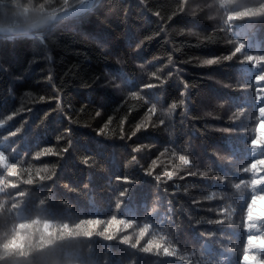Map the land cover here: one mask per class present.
Segmentation results:
<instances>
[{
    "label": "trees",
    "instance_id": "obj_1",
    "mask_svg": "<svg viewBox=\"0 0 264 264\" xmlns=\"http://www.w3.org/2000/svg\"><path fill=\"white\" fill-rule=\"evenodd\" d=\"M83 1L0 0V27ZM247 55H264V0H96L32 34L0 36V264L264 260L254 249L245 261L253 193L242 169L264 104L253 81L264 65L242 63ZM113 217L131 227L106 232ZM146 225L139 247L120 243ZM161 236L174 254L141 250Z\"/></svg>",
    "mask_w": 264,
    "mask_h": 264
},
{
    "label": "snow or ice",
    "instance_id": "obj_2",
    "mask_svg": "<svg viewBox=\"0 0 264 264\" xmlns=\"http://www.w3.org/2000/svg\"><path fill=\"white\" fill-rule=\"evenodd\" d=\"M245 48V44L243 43H239L234 50L231 52L230 55H228L225 59L226 60H232L233 57L237 56L238 54H241L242 50ZM216 61L214 59H209L207 61L208 64H213ZM242 63H246V64H250L252 66L253 69L259 68L261 65H264V55H247L244 56V59L242 61ZM254 83L257 85L255 91H256V95H255V100L258 104H261L262 101H264V70L261 71V74H257L254 76L253 78ZM151 87V85L149 86ZM183 95V93H182ZM133 98H136L135 93H133ZM173 107H175V105H173ZM150 112H155V108H151L149 109ZM243 111V110H241ZM257 113L259 116V123L256 125V132H255V136L253 138H251L250 143H249V147L252 149L253 152V160L252 162L244 169H242V172L244 173H251L252 177L250 180V184L248 183V181H244L247 182L248 187L251 188L253 195L251 196L250 202L247 203L246 205V215L244 217V227H245V232L249 233L246 237V245H247V254L248 256H255L252 254V251L254 249L258 250L261 253H264V248H258L256 247V241H264V235H256V234H252L254 231L255 232H259L260 231V225L261 222H264V217L261 218H249V212L252 211L255 208V201L257 199L260 198H264V175H261L260 173L264 172V158H259L256 159L255 154L260 151V150H264V104H261V106H259L257 108ZM97 115H99V113H97ZM163 123V122H161ZM140 125H137V130H139ZM70 131V130H69ZM16 133L13 132L12 135H15ZM68 149H63V151H67ZM134 152L139 151L138 148H134L133 149ZM44 154H53V149L51 147L47 148L44 150L43 153H41V155ZM37 159L39 158V156L36 157ZM179 160L184 164V165H188L190 163V160L184 156V155H180ZM133 159L135 160L136 158L133 157ZM44 172L47 171V168L44 169H40ZM192 175H195V173H191ZM146 175H152L151 171L146 172ZM167 177L169 180L172 179L173 174L172 173H166ZM203 175V174H202ZM41 180H43V176L39 177ZM50 179L52 177H49ZM118 180H122L124 183H131V181L127 178V177H123V178H117ZM157 180H159V177H156ZM241 185H243V182L238 183V187H241ZM259 192L260 194L257 195L256 193ZM120 195L123 197L125 196V192L122 191L120 193ZM120 207V204H117V208ZM221 222V221H219ZM96 223H102V221L100 219H96ZM108 225L109 227H107L105 229L106 232H108L110 230H112V227L115 225L117 226V230H119V226L120 225H124L126 228L127 227H131V223L126 222L123 219H116L115 217H113L112 219H110L108 221ZM148 226L146 225L144 228H141L139 231V236L136 239L135 243H131V237L126 236L120 239V243L124 244V245H129L130 247H132L133 249L139 247L141 239L145 236V234L148 232ZM107 239L111 240L114 239V235L110 234L107 236ZM165 237L161 236L159 238V241H157L156 239L153 240H149L147 245H145L141 250L145 253L150 252L153 248L160 250L161 248H163V253L165 256L174 254L176 249L172 248L170 246H164L163 241H165ZM256 257V260L254 262V264H264V260H260Z\"/></svg>",
    "mask_w": 264,
    "mask_h": 264
},
{
    "label": "water",
    "instance_id": "obj_3",
    "mask_svg": "<svg viewBox=\"0 0 264 264\" xmlns=\"http://www.w3.org/2000/svg\"><path fill=\"white\" fill-rule=\"evenodd\" d=\"M95 2L96 0H84L80 5L75 8L47 15L25 25L0 27V36L14 37L32 34L42 28H45L65 18H71L84 14L88 9H91V7L94 6Z\"/></svg>",
    "mask_w": 264,
    "mask_h": 264
},
{
    "label": "clouds",
    "instance_id": "obj_4",
    "mask_svg": "<svg viewBox=\"0 0 264 264\" xmlns=\"http://www.w3.org/2000/svg\"><path fill=\"white\" fill-rule=\"evenodd\" d=\"M221 4L225 3L226 0H220ZM243 15V14H241ZM255 208L249 212V218H261L264 217V198L257 199L255 201ZM259 205V206H258ZM257 245H264V241H256ZM252 257H245V261H251Z\"/></svg>",
    "mask_w": 264,
    "mask_h": 264
}]
</instances>
